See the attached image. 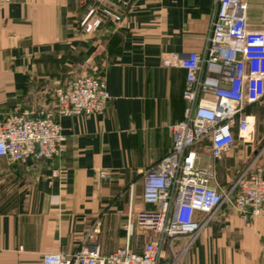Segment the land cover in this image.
<instances>
[{
	"label": "crops",
	"instance_id": "crops-1",
	"mask_svg": "<svg viewBox=\"0 0 264 264\" xmlns=\"http://www.w3.org/2000/svg\"><path fill=\"white\" fill-rule=\"evenodd\" d=\"M215 1L0 0V124L17 110L52 109L56 86L96 69L109 93L102 111L56 117L60 156L0 157V264H40L43 253L91 243L104 255L123 246L140 252L154 236L134 223L138 211L156 207L142 200L143 173L171 148L169 127L186 106L178 60L203 50ZM247 21L264 28V0H248ZM255 106L250 142L236 136L220 159L210 141L206 150L205 139L193 145L222 189L257 154L264 163V111ZM55 167L60 175L51 177ZM100 170L111 178H99ZM263 239L264 215L243 216L225 203L191 241L165 240L158 264H264Z\"/></svg>",
	"mask_w": 264,
	"mask_h": 264
},
{
	"label": "built area",
	"instance_id": "built-area-1",
	"mask_svg": "<svg viewBox=\"0 0 264 264\" xmlns=\"http://www.w3.org/2000/svg\"><path fill=\"white\" fill-rule=\"evenodd\" d=\"M247 9L248 0H216L203 50L178 60L185 72L183 118L169 127V152L143 173L142 200L156 207L134 216L135 225L154 236L140 252L123 246L104 255L91 243L72 254L43 253L40 264H158L165 240L171 246L174 239L189 235L191 241L222 204L243 216L264 215V163L258 154L222 189L212 184L213 170L198 165L193 149L208 138L212 158L220 159L236 136L250 142L253 116L246 106L259 104L264 110V28L249 27ZM98 24L99 19H93L86 31ZM54 99L52 109L7 114L0 124V157L25 162L60 156L65 139L56 117L102 111L109 93L100 74L85 73L56 86ZM59 175L58 167L51 170V177ZM111 176L109 170L98 172L101 179ZM196 211L206 214L201 222L194 218ZM260 251L264 254V239Z\"/></svg>",
	"mask_w": 264,
	"mask_h": 264
},
{
	"label": "rangeland",
	"instance_id": "rangeland-1",
	"mask_svg": "<svg viewBox=\"0 0 264 264\" xmlns=\"http://www.w3.org/2000/svg\"><path fill=\"white\" fill-rule=\"evenodd\" d=\"M93 73H96V74H99L100 72L98 71V69L94 70ZM255 110L257 111H264L262 108H260L259 106H255ZM209 143V139L208 138H205V141H204V150H206V146L208 145Z\"/></svg>",
	"mask_w": 264,
	"mask_h": 264
},
{
	"label": "trees",
	"instance_id": "trees-1",
	"mask_svg": "<svg viewBox=\"0 0 264 264\" xmlns=\"http://www.w3.org/2000/svg\"><path fill=\"white\" fill-rule=\"evenodd\" d=\"M100 74V73H99ZM252 105H256V104H248L247 106H246V112L247 113H249V111L251 110V106ZM257 106H259L260 108H262L259 104H257Z\"/></svg>",
	"mask_w": 264,
	"mask_h": 264
}]
</instances>
